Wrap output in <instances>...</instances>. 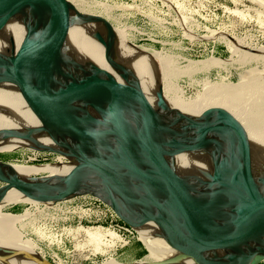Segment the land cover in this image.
Instances as JSON below:
<instances>
[{"label":"water","instance_id":"obj_1","mask_svg":"<svg viewBox=\"0 0 264 264\" xmlns=\"http://www.w3.org/2000/svg\"><path fill=\"white\" fill-rule=\"evenodd\" d=\"M69 6L67 0H0V30L11 17L25 30L16 51L0 52V83L20 87L41 120L38 132L62 147L46 151L75 165L66 176L26 179L0 161V207L11 189L42 204L90 195L132 229L153 218L176 250L141 264L264 262V169L254 179L242 126L222 109H213L225 119L221 124L180 113L162 89L155 108H146L132 71L112 58L114 30L102 17L79 14L82 24H100L94 36L109 69L67 59L60 29ZM200 149L210 164L200 177L176 176L154 159ZM208 243L217 251L202 256ZM12 260L52 264L0 247V263Z\"/></svg>","mask_w":264,"mask_h":264},{"label":"rangeland","instance_id":"obj_2","mask_svg":"<svg viewBox=\"0 0 264 264\" xmlns=\"http://www.w3.org/2000/svg\"><path fill=\"white\" fill-rule=\"evenodd\" d=\"M73 1L82 10L120 26L130 43L170 58L174 69L163 80L162 86L168 98H178L186 104H205L218 88L223 87L222 84H238L244 77L253 75L250 69L264 73V60L239 65L235 62L238 55L229 47L232 38H236L247 48H264V7L254 1ZM223 34L229 41H222L219 35ZM214 61L219 64H212ZM189 64L210 67L190 72ZM161 73L163 77L162 70ZM244 96L241 95V101L252 111L254 104L251 106ZM239 107L237 101L227 103L225 107L228 112L235 111V121L245 117ZM57 156L48 151L18 147L0 152V161L40 165L56 162ZM0 214L15 217L11 226L16 233L32 243L34 251L52 264H100L108 258L134 264L149 259L137 229L125 225L115 214L110 215L106 207L90 195L47 204L3 203Z\"/></svg>","mask_w":264,"mask_h":264},{"label":"bare ground","instance_id":"obj_3","mask_svg":"<svg viewBox=\"0 0 264 264\" xmlns=\"http://www.w3.org/2000/svg\"><path fill=\"white\" fill-rule=\"evenodd\" d=\"M67 1L71 6L66 7L67 17L60 29V35L65 45L66 58L80 64H95L100 68L109 69L104 60L103 48L94 36V32L102 31L100 24L98 22L82 24V18H80L81 16L79 14L96 17L101 16L95 15L90 11L82 10L73 0ZM251 1L264 7V0ZM182 21H184V18ZM112 28L114 30L112 58L117 63L127 66L132 71L140 88L144 106L148 109H154L155 93L158 89H162L163 80L173 71L172 61H170L169 57H161L152 50L130 43L127 40V34L120 26L112 25ZM24 33V27L19 19L17 17H11L0 30V52L8 55L12 50V46L14 51H16L22 41ZM219 36H221L222 41L228 40L225 34ZM235 39L232 38V43L228 42L229 40L227 43H230L229 47L234 51V54L236 53L238 55L237 60L234 61L239 63V65L245 66L261 59L264 60V48H247L238 41L239 39ZM218 61H214L212 64H219ZM158 64L161 66V69ZM208 67L210 66L202 64L199 66L192 65L190 72ZM161 70L163 71V77ZM245 72L249 73L248 71ZM250 72L253 75L244 77V80L240 83L238 82V84H222L223 87L218 88L212 98L207 100V103L201 105L199 103L186 104L180 102L178 98H168L163 89L162 93L164 100L170 108L180 113L205 117L213 124H221L225 121L223 116L217 115L213 109H222L234 118L237 116L235 111L228 112L225 107L227 103L239 102L240 113L245 114V117L239 119L237 122L246 132L251 151L250 162L252 174L254 179H258L263 174L262 169H264V73L258 74L254 68L250 69ZM115 78L120 87L126 88L124 81L117 76ZM211 91L213 92V90ZM241 95L246 96H244V100L248 99L247 102L250 105L252 104L251 106L254 104L252 111L248 110L247 103L241 101ZM41 124L36 109L28 103L20 87L14 82L0 83V152H7L18 147H26L39 151H46L48 148L62 149L52 136L44 132H38ZM25 135H29L30 140L20 138V136ZM154 159L168 168L176 176L190 175L200 177V172L210 171L208 156L201 149L198 151L185 150L172 157L155 156ZM56 160V162H48L40 165L8 164L20 177L26 179L34 177L36 174H39V176L35 177L44 176L51 178L66 176L75 167L73 163L63 161L61 156H57ZM162 160H165V162ZM10 202L31 203L35 205L39 203L38 201L24 197L13 189L9 190L4 197V204ZM13 218L15 217L0 214V247L23 250L38 256L34 251L35 248L33 249L34 245L23 240L11 226ZM136 227L141 241L148 250L149 259L134 264L160 260L176 254V250L164 241L160 228L153 218L138 223ZM215 251H217L216 245L214 243H208L200 249V254L202 256H208ZM8 264L36 263L32 261L12 260ZM100 264L124 263L113 258H108ZM176 264L194 263L187 259Z\"/></svg>","mask_w":264,"mask_h":264},{"label":"built area","instance_id":"obj_4","mask_svg":"<svg viewBox=\"0 0 264 264\" xmlns=\"http://www.w3.org/2000/svg\"><path fill=\"white\" fill-rule=\"evenodd\" d=\"M96 201H98V200H96ZM98 202H99V201H98ZM99 203H100V202H99ZM100 204H102V203H100ZM102 205H103V204H102ZM103 206H105V205H103ZM105 207H106V206H105ZM106 209H107V211H109V214H110V215L114 216V214L111 213V211L108 209V207H106Z\"/></svg>","mask_w":264,"mask_h":264}]
</instances>
